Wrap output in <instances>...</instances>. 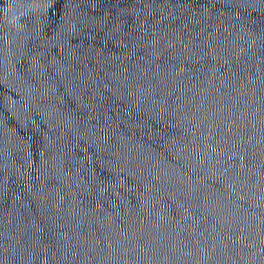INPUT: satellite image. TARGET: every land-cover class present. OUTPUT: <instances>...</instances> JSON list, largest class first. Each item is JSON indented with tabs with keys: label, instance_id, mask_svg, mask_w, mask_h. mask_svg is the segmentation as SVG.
<instances>
[{
	"label": "water",
	"instance_id": "95a60500",
	"mask_svg": "<svg viewBox=\"0 0 264 264\" xmlns=\"http://www.w3.org/2000/svg\"><path fill=\"white\" fill-rule=\"evenodd\" d=\"M0 264H264V0H0Z\"/></svg>",
	"mask_w": 264,
	"mask_h": 264
}]
</instances>
